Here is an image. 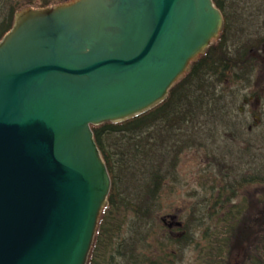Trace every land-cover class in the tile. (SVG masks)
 I'll list each match as a JSON object with an SVG mask.
<instances>
[{
  "label": "water",
  "instance_id": "95a60500",
  "mask_svg": "<svg viewBox=\"0 0 264 264\" xmlns=\"http://www.w3.org/2000/svg\"><path fill=\"white\" fill-rule=\"evenodd\" d=\"M213 0H71L0 41V264H88L111 179L91 127L162 104L219 39Z\"/></svg>",
  "mask_w": 264,
  "mask_h": 264
},
{
  "label": "rangeland",
  "instance_id": "374dc122",
  "mask_svg": "<svg viewBox=\"0 0 264 264\" xmlns=\"http://www.w3.org/2000/svg\"><path fill=\"white\" fill-rule=\"evenodd\" d=\"M232 1L234 0H229V2ZM30 3L31 0H0V22L14 6L27 4L28 8L39 9L37 2L32 5H29ZM233 5L222 7L228 20L232 21H230V28L225 35V47L229 51V55H236L243 50L245 44H254L255 46H249L251 49L247 48L251 57L245 56V61L253 67V73L250 76V86L248 85L250 83L246 84L237 79L234 70L228 72L225 95L231 103L232 100L234 101L235 106L232 116L227 118L228 121H224L225 124L211 125V128L214 129L213 138L206 137L207 135L202 138L196 137L193 127L191 129L188 127V131H185L188 135L186 133L179 134L178 129L172 131V128L165 129L163 134L153 131V135L141 142L144 146L142 151L146 149L145 157L142 156V151L138 153L133 151L132 142L119 141V135L108 139L111 145L107 148L112 154L114 162L120 159L119 154H117V158L113 156L118 153L116 152L117 147L125 153V158H123L125 164L120 160L118 163L122 165L117 162L113 164L119 165L115 171L121 176V186L130 189L127 190L131 194L126 196L128 200H135L134 196L139 192V194L146 193L145 185L146 181H150L151 177L148 173L151 169L163 176L162 185L156 192L154 200L156 211L153 214V219L159 228L152 231L150 242L153 245L155 242L159 244L166 237L179 241L177 244L169 246L167 252L165 251L167 256L163 255L168 258V263L174 261V264H198L200 247L184 239L188 235L186 223L193 209L199 210L204 199L212 196V185L220 188L225 183L219 178L213 179L215 175H220L219 166L224 164L223 161L227 159L226 161L238 165L239 171L243 168L245 172L247 171L246 166L255 167L264 162V0H237ZM216 42L214 41L213 45H216ZM184 130L186 129L184 128ZM201 130L206 131V129ZM167 131L170 134H167ZM190 137L197 140H190ZM249 143L252 146L249 151H246ZM174 147L176 149H173ZM178 150L180 152L175 156ZM165 155L167 156L166 163L160 165L159 162L162 159L165 160ZM157 156L159 164L155 160ZM173 160L176 162V168L174 172L167 173ZM231 174L237 175L235 166ZM232 178L234 177L232 176ZM237 198H239L237 202L246 204L247 211L244 216L246 221H241L239 224L237 231L242 229L240 235L230 241L228 250L223 253L222 262L226 263L228 260L230 264H247L248 256L252 252L251 245L258 237V233L264 232V185L257 183L247 185L239 190ZM122 208L126 210V207L122 206ZM117 216L123 220L122 232L128 231L133 213L120 211ZM207 223L210 224V221L207 220ZM122 232L120 229L118 231L114 229L109 236L111 243L108 242L104 250L100 249V254L105 256L106 261L110 256L113 259L116 253L114 246L120 240ZM195 235L196 241L201 244L202 248L205 245L202 239L203 228H197ZM105 239L107 241L108 238ZM145 252L151 256L160 253L157 252V248H154V251ZM168 255L174 257L169 258Z\"/></svg>",
  "mask_w": 264,
  "mask_h": 264
},
{
  "label": "trees",
  "instance_id": "16d2710c",
  "mask_svg": "<svg viewBox=\"0 0 264 264\" xmlns=\"http://www.w3.org/2000/svg\"><path fill=\"white\" fill-rule=\"evenodd\" d=\"M66 1L69 0H31L29 5L37 2L38 8H48L60 5ZM236 1L229 2L228 0L225 2L222 0L221 2L220 0L218 2L217 0L215 4L222 11L223 6L235 5ZM26 5L14 6L9 13L5 14L0 22V41L12 29L15 14L29 7ZM231 12L233 13V10ZM230 21L226 20L224 34L217 44L212 46L204 56L192 64L189 73L171 90L165 102L152 111L125 123H106L92 127L95 143L105 161L112 187L108 197V207L102 215L89 264H174V261H172L173 263L171 261V263L167 262L168 258L165 257L167 256L165 251L167 252L171 244H177L178 240L175 241L166 237L159 244L155 242L153 245L150 242V235L159 228L153 219V214L156 211L154 209V200L156 199V192L162 185L163 176L156 170L151 169L148 173L151 177L150 181H146L145 185L146 193L139 194V192L138 195L134 196L135 200H128L126 196L131 194L127 190L130 189L121 186V176L115 171L117 166L122 165L118 163L119 160L124 161L125 164L123 159L125 158V153L121 148H116L118 153L113 156L117 158V154H119L120 159L115 161L119 165H114V158L107 148L111 145L108 139L119 135V141L132 142L133 151L138 153L144 147L141 144L142 140L153 135V131L155 133L159 131L163 134L165 129L172 128V131L178 129L179 134H185V131H188V127L190 129L193 127V133L196 134V137L202 138L207 135L206 137L213 138L214 129L213 127L211 128V125L216 124L219 126L220 124H225L226 122L224 121H228L227 118L232 116L235 106L234 101L232 100L231 103L230 99L225 95V82L227 81L228 72L234 70L235 74H237L236 78L246 84L251 82L250 76L253 73V67L245 61V56H249L247 48L251 49L249 46H255L254 44H245V49L243 48L236 55L228 54L229 51L225 47V35L230 28ZM248 85L251 86V83ZM184 128L186 130L183 131ZM201 129H206V131ZM166 133L170 134L168 131ZM186 134L188 135V133ZM148 139L150 140L151 138ZM235 139L237 138L235 137ZM251 146L252 144L249 143L246 151H249ZM173 149H176V147ZM179 152V150L176 151L175 156ZM142 154L143 157L146 156V149L142 151ZM164 157L165 160L162 159L159 162L160 165L166 163L167 156L165 155ZM157 158L158 156L155 160L159 164V158ZM226 160L223 161L224 164L219 166L220 175H215L213 178H219L225 183L220 188L212 185L213 197L205 198L204 203L199 206V210L194 208L186 223L188 235L184 239L200 247L198 250L200 263L198 262V264H230L228 260L226 263L222 262L223 253L228 250L230 241L240 235L242 229L239 231L237 229L241 221H246L244 217L247 211L246 204L245 202H237L239 200L237 198L238 192L253 183L264 185V162L255 167L246 166V170L250 172L248 173L245 170L243 171V168L239 171L238 165ZM169 166L170 169L167 173L174 172L176 162L173 160ZM234 166L237 175L231 174ZM122 206L126 207V210ZM120 211H131L133 213L128 231L124 230L122 232L123 220L117 216ZM207 220L210 221V224L207 223ZM199 227L203 228L202 239L205 245L202 248L195 237V231ZM114 229L115 231L120 229L122 233L119 237L120 240L115 243L114 249L116 253L113 259L110 256L108 258L109 261H106L104 259L105 256L100 254V249L104 250L106 244L108 242L111 243L109 236ZM257 236L254 240L255 242L251 245L252 252L248 256L247 264H264V232L258 233ZM106 237L108 238L107 241ZM154 248H157V252H160L159 255L151 256V254H146L145 251H154ZM139 249L143 250L139 251ZM168 256L169 258L174 257L173 255Z\"/></svg>",
  "mask_w": 264,
  "mask_h": 264
},
{
  "label": "flooded vegetation",
  "instance_id": "af4514ba",
  "mask_svg": "<svg viewBox=\"0 0 264 264\" xmlns=\"http://www.w3.org/2000/svg\"><path fill=\"white\" fill-rule=\"evenodd\" d=\"M225 2L227 1V0H224ZM222 12V15H223V19H224V22L226 23V20H228V17H227V15H225V11L223 12V11H221Z\"/></svg>",
  "mask_w": 264,
  "mask_h": 264
}]
</instances>
